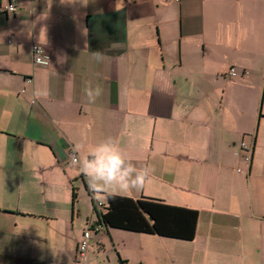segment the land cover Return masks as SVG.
Masks as SVG:
<instances>
[{"label": "crops", "instance_id": "crops-1", "mask_svg": "<svg viewBox=\"0 0 264 264\" xmlns=\"http://www.w3.org/2000/svg\"><path fill=\"white\" fill-rule=\"evenodd\" d=\"M84 2L0 8V264H264V0ZM109 137L152 169L125 195L198 209L193 240L103 227L78 256L101 208L72 145Z\"/></svg>", "mask_w": 264, "mask_h": 264}, {"label": "clouds", "instance_id": "clouds-1", "mask_svg": "<svg viewBox=\"0 0 264 264\" xmlns=\"http://www.w3.org/2000/svg\"><path fill=\"white\" fill-rule=\"evenodd\" d=\"M40 42L42 44L41 37ZM94 59L102 62L103 55L97 52L94 54ZM34 60L41 65H47L49 62L43 48L35 50ZM102 91L99 85L95 87L88 85L84 89V94L89 103H95L102 95ZM44 95L47 93L40 87H36L32 92L34 101ZM68 166L77 169L85 177L89 191L101 205L105 196L142 191L152 172L149 166H137L131 157L125 155L120 143L111 137L87 149L80 143H74Z\"/></svg>", "mask_w": 264, "mask_h": 264}, {"label": "trees", "instance_id": "trees-1", "mask_svg": "<svg viewBox=\"0 0 264 264\" xmlns=\"http://www.w3.org/2000/svg\"><path fill=\"white\" fill-rule=\"evenodd\" d=\"M100 206L102 228L124 229L182 240H193L200 212L162 199L128 195L105 196ZM95 206H97L94 199Z\"/></svg>", "mask_w": 264, "mask_h": 264}, {"label": "built area", "instance_id": "built-area-1", "mask_svg": "<svg viewBox=\"0 0 264 264\" xmlns=\"http://www.w3.org/2000/svg\"><path fill=\"white\" fill-rule=\"evenodd\" d=\"M20 0H0V8L3 9L7 13H13L17 10L19 7ZM37 48H41L39 45H34L33 47V53H35V50ZM230 76H235L237 74L236 70L234 67H231L228 71ZM242 149L245 152H249L250 148L249 146L245 143L242 142ZM244 157L249 161L251 159L250 153H245ZM97 203V201H96ZM97 206L100 207L101 204L97 203ZM102 228V224H96L92 228L85 230L82 236V239L79 242V248H78V256L80 258H83L85 256L89 241L91 239L92 235V230H100Z\"/></svg>", "mask_w": 264, "mask_h": 264}, {"label": "rangeland", "instance_id": "rangeland-1", "mask_svg": "<svg viewBox=\"0 0 264 264\" xmlns=\"http://www.w3.org/2000/svg\"><path fill=\"white\" fill-rule=\"evenodd\" d=\"M13 243H19V241L17 240V237H15L13 240H12ZM22 244H26L25 242H23ZM169 249H167L168 251ZM2 250H1V247H0V260L1 261H6V259H8V257L4 254V253H1ZM162 264H170V262H162Z\"/></svg>", "mask_w": 264, "mask_h": 264}]
</instances>
